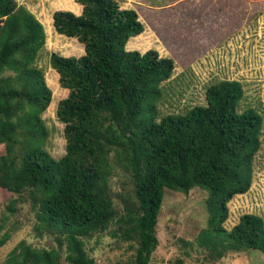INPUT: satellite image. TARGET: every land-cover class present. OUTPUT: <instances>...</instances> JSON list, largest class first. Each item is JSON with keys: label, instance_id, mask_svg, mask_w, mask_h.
<instances>
[{"label": "trees", "instance_id": "16d2710c", "mask_svg": "<svg viewBox=\"0 0 264 264\" xmlns=\"http://www.w3.org/2000/svg\"><path fill=\"white\" fill-rule=\"evenodd\" d=\"M75 2L54 6L72 11L80 5V15H52L55 32L84 48L80 57L49 56L60 87L68 91L55 112L65 139V153L55 159L45 148L49 133L42 118L53 107L52 92L36 65L45 46L44 27L16 0H0V189L17 195L8 206L12 214L26 193L36 232L54 236L58 245L35 249L21 241L7 264H60L62 251L68 264H96L85 240L114 223L122 239L136 243L133 264H150L166 189L185 195L194 188L206 192L207 226L197 242L213 261L226 252L264 254L261 217L244 214L229 231L224 228L227 204L250 189L261 147L263 117L251 108L239 111L241 83L218 81L206 89L205 105L158 121L161 85L173 75L174 59L179 61L187 46L198 42L199 18L206 10L196 3L201 15L183 24L181 10L162 13V22L177 30L178 40L168 48L172 59L155 50L125 49L144 31L137 10L146 17L147 6L136 4V10L121 9L119 0ZM184 29H193V36L184 35ZM117 168L131 183L132 203L122 212L110 190ZM9 238L8 232L0 235V248Z\"/></svg>", "mask_w": 264, "mask_h": 264}, {"label": "rangeland", "instance_id": "374dc122", "mask_svg": "<svg viewBox=\"0 0 264 264\" xmlns=\"http://www.w3.org/2000/svg\"><path fill=\"white\" fill-rule=\"evenodd\" d=\"M62 1L16 0L19 6L25 7L39 20L45 30V46L36 65L43 70L45 82L52 92L50 105L53 107L49 106L42 118L49 133L45 148L55 159L65 153L64 125L58 122L55 112L58 102L67 97L68 91L60 87L59 76L51 68L49 56L52 53L64 57H80L84 54L83 45L76 39L58 35L54 30V12L69 11L76 15L82 12L79 4L72 11L54 6ZM165 1L151 0L149 3L154 8ZM246 1L247 5L244 0H220L218 6L222 12H216L215 9V14L212 8L205 6L208 2H200V8L206 10L202 11L199 18L200 40L187 46L185 52L178 55L179 61L174 59V73L162 83V98L158 104L159 121L162 116L184 114L195 106L205 105V91L210 85L222 80L238 81L244 92L239 111L251 108L263 117L261 147L253 162V180L248 192L234 196L227 204L229 216L224 223L227 231L244 214L259 216L264 221V0ZM131 2L151 9L147 0H119V5L121 9H131ZM137 11L142 18L141 11ZM185 11L190 14L188 8ZM180 19L183 24L184 20L190 18L183 14ZM142 24L148 28L147 23ZM147 38L146 33L135 41L131 38L125 49L136 51L134 48L138 47L142 52L145 49L155 50L162 57L172 58L170 49L158 51L155 43L147 44ZM140 46L143 48L140 49ZM3 152V145L0 144V155ZM116 171L117 174L110 181V190L114 206L122 212L125 206L132 203V199L128 198L131 183L128 175L118 168ZM15 198L17 195L0 189V235L5 232L10 235L0 248V264H7L10 252L21 241L35 249H58L54 236L36 232L35 211L31 209L26 193L16 205V212L12 214L8 211L9 203ZM206 198V192L199 188H194L186 195L165 190L156 225L158 246L151 255L150 264H264V254L258 250L226 252L220 260L213 261L208 257V250L198 246L197 236L207 226ZM135 248L134 240L122 239L115 223L103 233L85 240V249L96 264H133ZM64 257L62 251L60 264H68Z\"/></svg>", "mask_w": 264, "mask_h": 264}, {"label": "crops", "instance_id": "0c3cea01", "mask_svg": "<svg viewBox=\"0 0 264 264\" xmlns=\"http://www.w3.org/2000/svg\"><path fill=\"white\" fill-rule=\"evenodd\" d=\"M132 1H134V0H132ZM150 1L151 0H147L148 6H150L151 9L147 10L146 17L141 18L139 16L140 22L141 23H143V22L147 23L148 28H146L144 26V31L140 35L133 37L132 40L135 41V39L141 38V36H143V34L146 33V35L148 36V38H147L148 44H150L151 42H152V44L155 43V46L157 45L156 48L158 51H162V50L166 51V49L170 47L172 41L178 40V38L176 37L177 30L176 29H169L167 27V25L164 22H162L163 20L161 19V16H163L162 13L165 12L166 10H168V11L170 9L181 10L184 15H188V17H194L195 18V16L201 15L200 8L198 11L195 10V8L197 7L196 3H198V6H199L200 1L201 2L205 1V2H208L205 5L206 7H210L213 10L216 9V12H222V11H220L219 6H218V2L220 3V0H166L164 2V4L161 3L162 5H157L154 8H152V5H150V3H149ZM244 1H245V5H247V1L246 0H244ZM135 5H136L135 3L133 4V2H131L130 8L136 9ZM187 8L189 9L190 14H187V12L185 11V9H187ZM263 10H264V8H263ZM167 15H168V12H167ZM184 30H185L184 35H187L189 37L193 36V34H194L193 29L192 30L184 29ZM187 32H188V34H187ZM189 32H191V33H189ZM127 43H129V42H127ZM132 43L136 44V42H132ZM166 44H169V45H166ZM141 48H143V46H140V49ZM130 50H132V49H130ZM134 50L139 51L141 53H144L146 51V49H145L144 52H142L141 50H139L138 47L134 48ZM166 53H168V52H166ZM163 56H166V55H163Z\"/></svg>", "mask_w": 264, "mask_h": 264}]
</instances>
